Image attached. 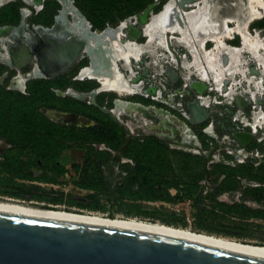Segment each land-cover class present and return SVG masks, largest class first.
Listing matches in <instances>:
<instances>
[{
	"label": "water",
	"instance_id": "1",
	"mask_svg": "<svg viewBox=\"0 0 264 264\" xmlns=\"http://www.w3.org/2000/svg\"><path fill=\"white\" fill-rule=\"evenodd\" d=\"M44 1L46 0L39 1V10L42 9ZM68 1L73 4V1ZM160 1L154 0L141 13L123 20L118 26L114 27L120 28L123 26L121 43L139 45L147 43L148 38L144 30L149 24L151 17L154 16L153 11ZM21 2L26 9H30L31 15L39 12V10L30 8L23 0ZM202 4H204V0H174L170 17L180 19L184 13ZM73 6L88 25L91 35L113 29L107 27L102 31H93L83 14L74 4ZM164 9L165 4L155 15H158ZM59 12L60 10L57 11V14ZM57 14L53 18L52 25L44 27L27 23L28 18L25 19L23 17L21 9L20 21L17 26L0 27V39L12 40L15 44L14 36L16 35H24L27 32L31 37L25 44H21L19 48H9L11 64H4L8 68L13 67L17 70H21L31 64L36 65L40 75L36 77L29 76L25 82L32 79H54L68 71L78 60L87 59V67L91 65L90 55L85 51L88 46L87 39H77L75 34L68 32L66 38H69L71 42L68 40L59 41L58 39L56 41L50 39V36L44 37V35L39 33V28L49 30L55 27ZM169 23L173 24L172 21ZM215 32L217 33L219 30ZM192 33L196 36L197 40L195 42L198 43L197 45H199V40L210 36L206 35V31L201 30L199 25L196 29H193ZM166 36L164 35V37ZM142 39L143 42L139 43ZM210 42L212 49L217 52L216 47L219 41L210 40ZM15 47H17V44ZM107 52L110 54L109 50L103 51L101 48L94 51L93 55L98 57L102 68L106 67L104 69L108 71L107 75L110 77L112 65L106 54ZM166 52L175 56V51L172 50V47ZM148 53L143 52L137 59L132 58L129 68H125L124 62H118L117 71L128 79L130 85L140 87L139 93L124 96L145 98L142 94H149L151 97L156 96L152 101L157 103L160 95L157 93L159 88L154 83L157 82L156 79L166 80V83L170 86L169 88L176 86L177 83H185L186 88L179 92V94L184 93L185 95L184 110L187 112V118L181 120L183 123H181V133L186 131L190 136H194L192 128H202L214 121L216 114L211 111L209 106L213 105V107L219 108L220 104H217L219 101H226L231 104L235 114H245L247 110H250V115L259 111L264 113V73L262 71L263 68L256 59L252 58L245 64L249 72L242 71L241 73L228 75L223 72L227 56L221 52L219 53L222 59L221 65L217 66L216 70L208 71L204 76H201L202 74L192 73L190 68H186L182 62L177 65L172 61L170 54L165 53L164 56L159 57V62L162 65L161 72H150L146 77L149 80L144 82L141 80L139 71L145 73V66L147 65L145 59L147 57L150 62L153 61V58ZM262 54L264 55V51H262ZM130 74L132 75L131 78H129ZM151 81L152 83H150ZM96 82L99 84L98 89L89 93H76L78 96L75 94L70 96L77 101H85L89 98L95 107L118 125H120L119 116L115 115L113 110L117 104L127 103L136 106V112H128L122 116H126L129 119L139 118L142 120L144 118L147 121L159 118L161 124L172 127V119L168 121L165 118L169 115V112L162 108L146 107L140 103L121 99L113 101L111 109L100 107L96 104L95 98L98 93L104 91H101L100 83ZM258 82L260 85L262 84V89L258 90L255 87ZM144 83L148 84V87L147 90L141 93L142 87L145 86ZM149 83L155 85L149 86ZM163 88L164 86L161 89L166 92ZM175 90L173 89L174 93ZM117 96L123 95L117 94ZM170 130L173 135H179L177 129L171 128ZM230 132L233 139L244 150H247V147L255 137L251 131L232 129ZM130 140L131 137H128L127 143ZM165 140L167 141V138ZM169 140H172V138ZM181 144H184V142L182 141ZM215 150L216 148L208 153L205 157V163L211 159ZM0 264H264V259L232 254L188 242L143 233L0 214Z\"/></svg>",
	"mask_w": 264,
	"mask_h": 264
},
{
	"label": "rangeland",
	"instance_id": "2",
	"mask_svg": "<svg viewBox=\"0 0 264 264\" xmlns=\"http://www.w3.org/2000/svg\"><path fill=\"white\" fill-rule=\"evenodd\" d=\"M46 0L43 2V7L41 10L39 7V12L35 15L29 16L27 23L34 25L38 24V17L42 15L46 6L48 5V9H52V5L47 4ZM52 1V0H50ZM54 1V0H53ZM166 0H161L157 7L154 9L153 14H157L162 5ZM209 1V0H208ZM244 3H241L236 0H218L216 2H212V9L210 12H214L216 9L213 8L214 5L218 7V10L214 13L219 19L217 25L220 30L221 35H237L233 34V28L237 24H243V15L247 14L249 16L253 12H259L261 17L257 19H252L249 21L248 25V35L256 37L258 40L262 41L261 47L264 46V0H241ZM7 2V3H6ZM2 7L14 4L18 2L21 5V9H26L21 0H6ZM58 7L59 4L54 1ZM168 0L166 1V3ZM165 3V4H166ZM244 6V11L242 6ZM160 7L159 10L157 8ZM209 6V5H208ZM20 9V10H21ZM36 10V9H35ZM206 15L200 18L193 20L196 23L195 26H201L204 24L207 19ZM224 18V19H223ZM226 18V19H225ZM212 21H216L213 18H208ZM207 19V20H208ZM45 20V19H44ZM20 21V15H19ZM229 21V22H228ZM233 21V22H230ZM122 22V21H121ZM120 22V23H121ZM217 22V21H216ZM236 22V23H235ZM118 23L116 26H118ZM228 23V24H227ZM261 23V24H260ZM90 24V23H89ZM256 24L263 25L262 27H257ZM17 26V25H15ZM44 26V25H42ZM112 25H108L107 27H111L114 29ZM106 27V28H107ZM190 35H194L189 27ZM186 27V28H187ZM211 27V25H210ZM207 29L210 30L211 28ZM200 28V27H199ZM202 29V28H201ZM98 31V30H96ZM211 32V31H208ZM169 35H178L168 33ZM166 34V35H168ZM180 36V35H179ZM178 36V38H179ZM167 40V37H166ZM176 40V39H175ZM236 45L238 48L242 47L240 45V38H236L234 42H237ZM143 39L139 41L142 43ZM168 42V40H167ZM172 45H176L174 40L170 41ZM177 43V42H176ZM210 44V45H209ZM235 46V44H234ZM212 48V44L208 43L206 45V49ZM260 48V47H259ZM246 50V49H245ZM263 51V50H262ZM261 51V53H262ZM247 52V51H245ZM252 52V51H251ZM250 54V53H249ZM251 55V54H250ZM248 57V60H252V55ZM264 56V55H263ZM190 60V59H189ZM86 60H78L73 69L68 73V76L64 77L62 83L60 85H65L66 88H56L61 92L67 90V88H72L77 92H84L87 88L86 82L73 81L72 76L73 73L77 74V72L86 67ZM30 67V66H29ZM7 70V68L0 63V89L4 90L7 87H11V79L16 76V73L12 75H7L3 77V72ZM28 72V71H27ZM44 81L41 79H33V81ZM31 82V81H29ZM28 82V83H29ZM58 82V81H57ZM93 84H89L91 86ZM262 86V84H261ZM261 89V88H260ZM12 92L20 93L15 90H10ZM22 94V93H20ZM109 97L110 99H121L132 101L136 103L146 104L142 97L136 96H120L118 97L116 93L109 92L105 94H100L97 97L99 101H103L104 98ZM131 97V98H130ZM61 101L72 100L76 101L71 97L66 98H58ZM77 102V101H76ZM83 104H86L83 102ZM87 105V104H86ZM112 106L111 104L108 105ZM112 108V107H111ZM43 113L46 111L59 112L57 110L52 109H42ZM173 112V111H172ZM250 110L245 111L246 116L250 115ZM171 114V113H170ZM235 114V113H234ZM44 115V114H43ZM55 116V115H54ZM59 116V115H58ZM46 117V116H45ZM56 117V116H55ZM83 117V116H81ZM86 123H80L78 121H66L64 119L60 121L51 120L50 117H46V121L64 126L66 128L71 129H87V127H92L95 124L93 121L83 117ZM138 121V119H137ZM89 123V125L87 124ZM125 122V120H124ZM139 122V121H138ZM157 121L154 120V123ZM137 125L133 123V127ZM156 125H159L156 123ZM138 126V125H137ZM147 126H141L139 133H144L146 135L157 134L158 131L148 130ZM246 130L249 131L247 127ZM194 136L197 139V142L204 148V150H209V145H207V149L202 145V141L205 140V136L202 134L201 128H192ZM6 141V142H5ZM176 141H181V136L176 137ZM0 198L6 200H14L18 202H23L25 204L41 206L45 208H49L52 210H62L66 212H71L73 214L76 213H91L92 215L101 216L103 218H109L112 216L113 219L118 220H136L145 223H153L165 225L168 227L188 230L193 233L204 234L208 236L218 237L233 240L242 244L251 245V246H263L264 247V221L263 220H249L241 223V236L240 238L234 237H224L222 235H216L211 232L213 231H221V232H229L234 230L235 225L232 224V221L229 220L228 215L222 216L220 212L217 211L218 207L216 203H224L228 206L233 204L243 205L247 208L264 211V198L261 202L253 201L249 193L248 189L257 188L259 185L256 181L251 180L250 178H241L237 179V189L236 190H227L225 187V183L221 180V176H219L218 172H215L213 169H210V175L207 176L205 173H202L201 162L203 161V155L197 156L189 152H185L183 150H175L170 153V160L174 167V173L178 180L183 183H189L193 185L195 181H202L205 178V183L199 185L198 188L202 189V194L200 197H197V193L192 194L190 198L186 196L184 191L178 194V197L169 203L165 202H129V201H120L117 196L102 194L95 191H89L79 188L78 181L81 178L87 177L85 172V167L82 162L84 151L81 149H64L68 145L66 144H58L57 146H51L50 148V161L36 159L34 162L30 161V151H26L22 154L21 161L25 164V169L23 172L19 174H11L5 172V163L7 160V156H5L6 145L8 141L6 138H0ZM248 152L255 153L257 152V156H253L252 158H248L247 161L253 162V167L257 168L262 166L264 168V126L262 129L258 130L255 134L254 140L247 147ZM221 157L225 159V153L221 152ZM118 160V159H117ZM228 160H233L231 157ZM234 161V160H233ZM246 161V163H247ZM121 164V163H120ZM119 164V165H120ZM59 169L62 172H59ZM118 173L117 167L114 168L113 177ZM112 177V179H113ZM213 185L211 184V182ZM9 189H12V193L16 195L15 197H8L2 195V193H6ZM163 186H161V190L163 191ZM203 192H206L205 194ZM174 195L175 192L173 191ZM93 207L94 209H91Z\"/></svg>",
	"mask_w": 264,
	"mask_h": 264
},
{
	"label": "trees",
	"instance_id": "3",
	"mask_svg": "<svg viewBox=\"0 0 264 264\" xmlns=\"http://www.w3.org/2000/svg\"><path fill=\"white\" fill-rule=\"evenodd\" d=\"M71 1L90 23L93 31H102L108 25L116 26L121 21L141 13L154 0ZM47 4H51L52 9L49 10L47 5L37 22L44 27L52 25L53 18L58 11L54 1H47ZM20 9L21 5L18 2L2 7L0 9V27L18 25ZM260 24H256V26L262 27L263 25ZM236 43L238 41L233 42V45L237 46ZM53 88H65V85H60L55 81L38 80L27 84L26 94L0 89V138H6L8 144L12 145L5 151V156H7L5 172L20 175L25 169V164L21 158L26 151L31 152L29 160L32 162L36 159L50 161V148L45 147L57 146L60 143L106 142L122 144L125 142L121 127L108 121L95 108L79 107L77 102L72 100L61 101L51 91ZM99 103L102 105V102L99 101ZM52 108L68 111L74 109L75 112L89 116L98 122L99 126L85 130H71L64 126L51 124L41 116L40 110ZM202 145L205 148L208 147L206 138L202 141ZM124 157L131 159L133 166H122L121 171H124L126 175L122 177L120 186H114L107 177H104L100 164V162L105 161L106 157L93 151L86 152L84 174L87 177L79 180V188L114 195L122 202L169 203L177 198L182 191L189 198L194 193L200 197L201 193L198 191L197 180L191 185L176 178L170 160V151L164 142L158 138L144 136L133 139L130 142V147L124 152ZM250 162L247 161V163L234 168L216 165L213 169L218 172L219 176H224L223 182L227 190L237 189V179L250 178L256 181L259 186L248 189L247 192L253 201L261 202L264 198V168L262 166L254 168L253 162ZM202 173L204 172L202 171ZM161 186L164 188L163 191ZM172 189L176 191L175 195L170 194L169 191ZM12 192V189H9L2 195L15 197L16 195ZM216 204L217 211L222 216L228 215L235 228L229 232L213 231L211 232L213 234L240 238L241 223L249 220L264 221V211L250 209L238 204L231 206L224 203ZM91 209L94 208L91 207ZM109 218L112 219L113 217L109 216Z\"/></svg>",
	"mask_w": 264,
	"mask_h": 264
},
{
	"label": "flooded vegetation",
	"instance_id": "4",
	"mask_svg": "<svg viewBox=\"0 0 264 264\" xmlns=\"http://www.w3.org/2000/svg\"><path fill=\"white\" fill-rule=\"evenodd\" d=\"M26 1H29V0H26ZM166 1L164 2V4L166 3ZM216 1H218V0H209L207 3H208V5L209 4L212 5V2H216ZM236 1H238V4H239V1L241 3H244V1H241V0H236ZM0 2H1V0H0ZM167 5H168V3H167ZM167 5H166V7H167ZM242 9L244 11H246V9H244V6H242ZM197 10H198V8L195 9L194 11H191L192 15L196 14V11ZM206 10H209V8L208 9L206 8ZM209 15L210 16H208V18H213V16H212V14H211L210 11H209ZM243 16H244L243 19H245L246 18V15H243ZM195 18L197 19V17H195ZM199 18L200 17H198V19ZM163 19L157 20L156 17H152L150 24L146 27V30H145V34L147 35V38H148L147 46H145V47L144 46L137 45V44H125V45L118 44V42L115 39L121 38L122 37L121 36L122 33H120V35H109V36H106V38H104V39H105V41H108L109 43H111V46L115 49V53L117 54L116 55L117 58L120 59L122 62L125 63L124 64L125 68H129L130 62L128 63L127 60H130V58L137 59L139 55H141L143 52L147 51L150 48V45H159L163 49H166V45L168 47L167 40L164 37H161V35H163V33H161V31H160V29H158V27L155 28L156 23L157 22L160 23V21H163ZM196 19H194V20H196ZM217 21H219V19ZM182 28L183 29H181L180 27L172 28V29L178 31L180 33V35H181V36H179L178 42H180L181 44H184L185 43L186 46H187V48L193 50V52L199 51L201 49L202 45H199L198 47H196V50H194V48L192 47V39L191 38H190L191 39V42H189L190 41V39H189V41L187 43V40H188L187 37H190L189 36L190 33H189L188 28H184V27H182ZM113 30H115V29H113ZM239 36H241V38H242V44H241L242 47H240V48H234L231 51H234V52L238 53L241 50H245V49L246 50H249V51H251V50H258V48L261 47V45H262V41L258 40L256 37H253L251 35L246 34V35H239ZM19 37H20V35H16V36H14V39L15 40H19ZM212 37L215 38L216 36L214 37L212 35ZM30 38L31 37L29 35V38L28 39H30ZM220 38H221V35H219V44L220 45H223V43L220 41ZM246 38H248V42L250 41V43L245 42V39ZM25 39H26V37L23 38V41H22V43H24V44L26 43V40ZM1 40H4V39H1ZM175 42H176V40H175ZM15 45L16 44L13 41H10V40H8L7 42H4V41H1L0 42V63H3V65L4 64H7V65H10L11 64L10 63V57H9V54H8V49L11 48V47H15ZM147 58L145 59V61H147V63H149V64H147L148 66L147 65L145 66V68H146L145 69V73L143 71H139V75L141 77V80L144 81V82H146V80L147 81L149 80L148 78L146 79L147 74H150V72L155 73L156 71H158L160 73L161 72L160 69L162 67V65L159 62L160 61L159 58H156L155 59L156 61L158 60L157 61V64H155V65L152 62H150ZM85 60H86V64H88L87 59H85ZM181 62L183 64H185L184 61H179V64ZM76 63H74L69 68L68 71H66L65 73H63L62 75H60V76H58V77H56L54 79H49V80L41 79V80H44V81H55V82L58 81L57 82L58 84L59 83H62L64 77L68 76V73L73 69V67L75 66ZM29 66H27V67H25V68H23L21 70H17V69H15L13 67L12 68H8V67L5 66L7 68V70H5L3 72V77H6L7 75L8 76L9 75H12L13 73H16V76L15 77H12V79H11V84H12L11 87H9V88L7 87V89H5V90H7V91L15 90V91H18V92H20L22 94H26V86H27L28 82L29 81H33V79H32V80H29V81L25 82L26 79L29 76H31V77L35 76L36 77V76H39L40 75V71L38 70V68L36 67V65L31 64ZM87 66L81 68L77 72V74H74L73 73L72 80L73 81L86 82V83L93 84V85L89 86V84H87V88H86V90L84 92H77V91H74L72 88H67V90H65L64 92H61L60 90L53 88V89H51V91L55 94V96L57 98H66V97H71L70 95H74L75 93H89V92H91V91L96 90V89L99 88V84L96 82L97 79L102 84L103 91H104V92L98 93L97 96L100 95V94H105V93H109V92L117 93L119 95H128L129 93L132 94L131 92H136V91H139L140 92V87L139 86L132 85V87H131L129 85L130 83L127 84V81H125V79L121 76V74L119 72H116L115 79L109 80L107 78H101V77H99V75H96L94 73L93 69H85V70H82L84 68H87ZM82 72H84V74L81 76ZM132 75H133V73H132ZM88 79H90V80H88ZM91 80H93V81H91ZM156 80H157V82H161V83L154 82V83L157 84L159 90L161 89V87L164 86L163 89H165L166 92H164V90L161 89L160 90L161 91V94L158 97V102L155 103V102L152 101V98L153 97H151L149 94H145L144 95L143 91L147 90V87H148L144 83L145 86L142 87L141 93H143L142 95L145 97V98H142V99L145 101L146 104H142V105L143 106H146V107H158V108H161V107L167 108L168 107V108H170L171 109L172 122H173L172 123V127H170V129L171 128H175V129L178 130V132H180V130L182 128L181 127V123H182L181 122V110L182 109L183 110L185 109V101H184L185 100V95H184V93L179 94V92L182 91L181 84L180 83H177L176 86L169 88L170 86L166 83V80H162V79H156ZM96 84H97V86H96ZM172 88L173 89H176L175 90V93L173 92V89ZM139 92H136V93H139ZM116 99H117V97H115V99H110L109 97L106 96L104 98V103H105L104 106H103V101H100V102H102V105H101L99 103V100L97 99V97L95 98V102L100 107H104L106 109H111L112 106L109 107L108 105L109 104L112 105V102L115 101ZM83 102H85L87 105L86 104H83ZM134 103H136V102H134ZM77 104H78L77 106H79V107L80 106H86L87 108H91V107L92 108H95L102 115H104L108 121H111L107 115H105L104 113H102L97 107H95L92 104V102L90 101L89 98L86 99L85 101H77ZM59 107H61V106H59ZM120 108H123L122 105H120L117 108L118 110H116V114L123 113V110L120 109ZM52 110H57L59 112L46 111V113H43V111L40 110L41 116L45 120H47L46 117L47 118L50 117L51 120H54V121L63 120V122H65V120L66 121H72L73 120V117L72 116H69V115H73V116H76L77 118L83 119V120H75V121H78L80 123H86L85 119L83 118V117H85V118L93 121V123L95 124L94 126H99V123L98 122H96L92 118H89V116H84V115H81V114L75 112L74 109L68 111V110H61V109H57V108H52ZM232 113H234L233 110H232ZM122 115L123 114L118 115L119 116L118 119L120 121V125H118V124H116V123H114L112 121L111 122L114 123V124H116V125H118L119 127H121V129H122V131L124 133V138H125V142L124 143H122V144H112V143H106V142H100V143H98V142L86 143L85 142V143H82V144H72V143H68V145L66 147H64V149H81V150H83L84 153H83L82 162H83L84 167H85L84 156H85V153L86 152L93 151L94 153H96L98 155L101 153L102 156L106 157L105 161L100 162L101 167H102V171L104 173V177H107L108 180H110L112 182V185H114V186H120L121 185V179H122V177H124L126 175V173L124 171H121L122 166H125V165L133 166V161L131 159L127 158V157H124V152H126L127 149L130 147V142L133 139L139 138V137H144V136H154V137L158 138L159 140L163 141L164 144L167 146L168 150L170 151V153L172 151H175V150H183L185 152H189V153H192V154L197 155V156H202L203 155L204 157H203V161L201 162V167H202V171L207 176L210 175V169L212 170L213 167L216 166V165L225 166V167H229V168H234V167H236L238 165L245 164L246 161H247L246 160L242 164H239V163H236L233 160L232 161L231 160H228L227 158L223 159L221 157V155H223V154H221V151L218 152V149H216L215 152L213 153V155L211 156V159L207 163H205V157L208 155V153L211 150L215 149L214 147H212V148L210 147L209 150H206L205 151L204 148H202V146L199 144V142L190 143L191 140H192V137L190 136V134L188 132L187 133L184 132V134H183L184 144H181V141L180 142L176 141L177 135H173V133L171 132V130H169V132H167L168 135L165 134V133L159 132V131H162V130H166L167 129V125H163L161 123H159V125H157V127H152V126L149 127L148 126V128L151 131L152 130L158 131L159 133H157V134H153L152 133L150 135H146L144 133H139V130H138V129H140L139 126L140 125H146V124H144L143 121H139L137 123L138 126L136 125L135 127H133V123H135L134 122L135 119H133V118L129 119L126 116H122ZM81 116H83V117H81ZM57 118H64L65 120L64 119H57ZM262 118H263L262 113H259L257 115V119L260 120ZM124 120H125V122H124ZM72 122H74V121H72ZM65 123H70V122H65ZM87 124L89 125L88 122H87ZM94 126H92V127H94ZM88 128H91V127H87V129ZM68 129H71V128H68ZM73 130H81V129H73ZM83 130H85V129H83ZM128 137H131V140H130L129 143H127ZM165 138H167V141L165 140ZM168 138L169 139L172 138V140H169ZM190 145H192V146H190ZM11 147H12V145H10V144H7L6 145V148L7 149H9ZM45 148H48V147H45ZM215 155L218 157L217 159L214 158ZM115 167H117L118 173H117L116 176L113 177L114 168ZM60 171L61 170L59 169V172ZM112 177H113V179H112ZM223 179H224V176H221V180H223ZM206 180H205V178L202 181L199 180L197 182V186L204 184ZM210 182L213 185L212 181H210ZM84 190H86V189H84ZM201 190L202 189H200V187H199L198 188V191H199V193L202 194V191ZM89 191H93V190H89ZM173 191L176 194V191L172 189V190L169 191L171 195H173L172 194ZM203 193L205 194L206 192H203ZM147 203H149V202H147ZM39 207H41V206H39ZM42 208L48 209L49 211L51 210V211H56V212L71 213V212H66V211H62V210H52V209L45 208V207H42ZM76 214H81V213H76ZM83 214H85V213H83ZM87 214H91V213H87ZM150 224H153V223H150ZM260 247H263V246H260Z\"/></svg>",
	"mask_w": 264,
	"mask_h": 264
},
{
	"label": "bare ground",
	"instance_id": "5",
	"mask_svg": "<svg viewBox=\"0 0 264 264\" xmlns=\"http://www.w3.org/2000/svg\"><path fill=\"white\" fill-rule=\"evenodd\" d=\"M23 1L30 8H32L34 10L35 9L38 10L40 7L39 1L42 2V0H29V1L23 0ZM54 1H56L60 6V8H59L60 12H59V14H57V17H56V25L54 28L49 29V30H45L44 28H39V33L41 35H44V37L50 36V39H54L56 41L58 39L59 41H67L68 40L71 42V40L69 38L68 39L66 38L67 37L66 34L68 32L75 34V36H77V39H80V38L87 39L88 46L85 48L86 49L85 51L90 55L91 65L87 68L82 69V70L93 69L94 73L96 75H99V77H101V78H107L109 80L115 79L116 72H119V71H117L118 62H122V61L117 58V56H116L117 54L115 53V49L111 46V43H109L108 41H105L104 38H106V36H109V35H120V33H122V35H123V31H122L123 26H121L120 28H114L115 30L108 29L107 31H105L103 33H96L94 35H91L90 34L91 31L88 30V25L84 22V20L77 13L73 4H71L68 0H54ZM4 2H6V0H1L0 5H2ZM207 2H208V0H204V4L199 5L197 7L198 10L196 11V14L192 15V13H191V11H194L195 9H197V8H194L193 10L189 11L190 13L189 12L184 13L182 18L180 17V19H178V18L175 19V18L170 17L171 16V9H173V6H174V0H168V2H167L168 5L166 3L167 7L165 5V9L161 13H159L158 15L152 16V17H156L157 20H161L164 18L163 21H160V23H158V22L156 23L155 28L158 27V29H160L161 33H163V35H161V37H164V35H166L168 33L180 35V33L178 31L172 29L175 27H180L181 29H183L182 27L186 28L187 25H189L191 31H193V29H196V27H197V26H195L196 23H194V21H193L194 19H196L195 17L201 18L203 16V14H204V16L206 15V17L210 16L209 15L210 9L206 10V8L209 7ZM29 10L30 9H22V14H23V17L25 19L29 18V16H31ZM244 15H247V14H244ZM152 17H151V19H152ZM260 17H261V15L259 12H253L249 16H246V18L243 20V24H238L237 27L233 28V31H235V32L239 31L241 34H243V33L249 34V32H248L249 21H251L252 19L260 18ZM171 21L173 23L172 25L169 23ZM150 22H151V20H150ZM150 22H149V24H150ZM145 30H146V28H145ZM145 30H144V32H145ZM188 30H189V28H188ZM217 30H219V29L218 28H215V29L211 28V32L206 31V35H213L214 37L216 36L215 38L210 36L209 39L215 40L217 42V41H219V35H221V34H219L220 30L217 33L215 32ZM25 37H26V41H29V39H28L29 35L27 34V32L24 33V35H20L19 40L14 39L16 44H17V47H14V48H19V46L21 44H23L21 42L23 41V38H25ZM164 38L166 39V37H164ZM120 39L121 38H117L115 40L118 42V44L125 45V44L120 42ZM1 41L7 42V40H1L0 39V42ZM10 41H12V40H10ZM147 41H148V39H147ZM189 42H191V39ZM132 44H134V43H132ZM241 44H242V42H241ZM137 45H139V44H137ZM223 45H220L218 43L216 49L219 51H222V47L224 48ZM140 46L145 47V46H147V43L145 45H140ZM220 47H221V49H220ZM101 48L103 51L109 50V52H110V54L108 52L106 53L107 56L109 57V60L111 61V65H112L110 77L107 75L108 71L106 69H104L106 67L102 68L100 66V62H99L98 57L96 55H93L94 51L99 50ZM166 48H167V45H166ZM201 48H202V50L200 49L201 51L199 50V51H195V52H193V50L190 49L192 57L194 58V60L190 64L186 63L185 66L189 67V68H194L198 74H202V76H204V74H206L208 71L216 70L217 66L213 67V68L209 67V66H205V61H206L205 59L211 57L210 56L211 53L204 51L203 47H201ZM231 50L232 49H230V51ZM262 50L264 51V46L258 48V50H257L258 56L256 57V56L252 55V58L256 59L258 61L259 65L263 68L262 71L264 73V56L261 53ZM251 53H253V52H251ZM8 54H9V51H8ZM131 59L132 58H130V60H127V62L129 63L131 61ZM236 67L237 66L230 67L227 70H224L223 72H226L229 74L241 73L242 71ZM203 69L205 70V72H203ZM83 74H84V72H82L81 76ZM131 77H132V75L130 74L129 78H131ZM124 79H125V81H127V84H129L128 79H126V78H124ZM97 81H98V79H97ZM100 85L102 87L101 83H100ZM130 86L132 87V85H130ZM255 87L258 90L261 88V85L259 84V82L255 84ZM102 90H103V87L101 88V91ZM136 92H139V91H136ZM136 92H131V93L135 94ZM75 95L78 96V94H76V93H75ZM128 95H131V94L129 93ZM120 105H122V107L125 110L123 108H120L123 110V113L116 114V110H118L117 108ZM136 109H137V107L133 106L131 104L119 103V104H117V106L113 112L115 115H121V114H126L128 112L134 113V112H136ZM259 113H262V115H263V118L260 120L257 119V115ZM69 116L73 117L72 121L83 120V119L77 118L76 116H73V115H69ZM243 122L247 125V122H245V120H243ZM250 126L251 127H255V126L256 127H258V126L262 127V126H264V113L259 111L256 114H254L253 122H252V124H250ZM185 133H187V132L185 131ZM0 214L19 216V217H24V218L39 219V220H46V221H52V222L78 224V225H90V226L105 227V228H110V229H118V230H124V231L143 233V234H148V235L159 236V237L174 239V240H178V241L188 242V243H192V244H196V245H200L203 247H207V248H211V249H215V250H219V251H223V252H228V253H232V254L264 259V247L246 245V244H242V243H239V242H236L233 240H229V239L218 238V237L208 236V235L199 234V233H193V232H190L188 230L176 229V228H172V227H168V226L160 225V224H150V223H145V222L136 221V220H128V219L127 220L108 219V218H103L101 216L99 217V216L92 215V214H73V213L56 212V211H51V210L49 211L48 209H44V208L39 207V206L29 205V204H25L23 202H17L14 200H6V199H0Z\"/></svg>",
	"mask_w": 264,
	"mask_h": 264
},
{
	"label": "crops",
	"instance_id": "6",
	"mask_svg": "<svg viewBox=\"0 0 264 264\" xmlns=\"http://www.w3.org/2000/svg\"><path fill=\"white\" fill-rule=\"evenodd\" d=\"M209 7H210V9H212V6L210 4H209ZM213 7L216 9L215 11L218 10V7H216V5H214ZM215 11L212 12L211 14L213 16V19L217 21L218 18L214 14V13H216ZM207 19H208V17H207ZM207 19L205 20L204 24L201 25L202 26V29L200 28L201 30H204V31H207V32L208 31H211V29L210 30L207 29L208 28L207 26L210 27V25H211L210 28H212V29L218 28V27H216L217 25H219L218 21L216 22V21H212L210 19L207 20ZM230 22H233V21H230ZM237 25L235 27H237ZM201 26H199V27H201ZM233 34H237V35H221L220 41L223 44L226 43L228 46L223 45L225 49L223 48L222 51H219L218 50L216 53L214 52V53L210 54L211 57L205 59L206 60L205 61V66H209V67H212V68L213 67H216V66L219 67L221 65V62H222V59H221L219 53L222 52V53H224L227 56V62H226L225 67L223 68V70H227L230 67L237 66L236 68L240 69L241 71H243V72H249V69H248V67L245 64H247L249 62L248 57H249L250 54L253 55V56H256V57L258 56L257 50H251L253 53H251V51H249V50H241L238 53H236L234 51H230V49L238 48L237 46H234L233 45V42L235 41V39L236 38H240V43H241L242 42V38L239 35H246L245 33L241 34L239 31H237V32L233 31ZM178 36L179 35H176V36H174V35H167L166 36L167 37V40H168V47L166 49L161 48V46H159V45H150V48L148 49L149 51L148 50L145 51L147 53L150 52L148 54H149V56L151 58H153L152 63L154 65L157 64V61H158V60L156 61L155 59L156 58H159L160 56H164L165 53H169V52H166V51H169V48H171V47H172V49L179 51L178 58H181L182 59L185 56L186 57V60H188V58L190 59V56H192L191 53H190V49L187 48V46H186L185 43L184 44H181L180 42H178V39H179V38H177ZM189 36L190 37H187L188 38L187 43H188L189 39L191 38L192 39V47L194 48V50H196V47H198L199 45H202V47H203L204 43H209L210 40H211V39H209V37L212 36V35L207 36L206 38H204L205 40L204 39L203 40H199V45H197L198 43L195 42L197 40L195 35H192V36L189 35ZM174 38L176 39V42L177 43L175 42V39ZM173 39H174V42H175L176 45H172L170 43V41H172ZM262 40H264V39H262ZM245 42L250 43V41L248 42V38L245 39ZM220 49H221V47H220ZM201 50H202V48H201ZM245 51H247V52H245ZM174 61H175V59H174ZM186 63H189L190 64L192 62H190L188 60V61L185 62V65H186ZM186 68H189V67H186ZM192 72L193 73H197L194 68H193V71ZM203 72H205L204 69H203ZM227 74L229 75V73H227ZM218 107H220V108H216L215 109L216 110V113H215L216 115H215V118H214V124H213V130H212L213 136L219 138V137H221L223 135H227V134L228 135H231V132L230 131L232 129L238 130V131H248V130H246V128L248 127V125H246L244 122H243L244 125H242L241 123H239L237 121L236 122H233L232 121L233 118L235 117V115H234L235 110L233 109V107H232L231 104H226V103L223 104L222 103ZM161 108H163L164 110L170 111V113H171V109L170 108H168V107L167 108L161 107ZM232 110H233L234 113H232ZM217 112H218V114H217ZM165 118L169 121L170 118H171V115L166 116ZM138 121H143L144 124H145V122L147 120H145L144 118L142 120H140L138 118ZM138 121H137V119H135L134 122L135 123L136 122L138 123ZM156 121H157L156 123H158V124L160 123L159 122V118H157ZM156 123H154V120H149V122L146 125H140L139 127H141V126L157 127ZM250 124H252V123H250ZM262 127H258V128L262 129ZM252 128H254V127H252ZM166 130H162V131H159V132H162V133L167 134V132H169V130H170V126L167 125V129ZM249 131H250V129H249ZM203 135L206 137L207 140H209L210 142L213 143L214 148L218 149V146H219L218 144L219 143H218V141H215L214 140L215 137L209 138L205 134H203ZM179 136H181V135H179ZM182 137H181V142L183 141V138ZM190 143H194V142L191 141ZM225 157L227 159H229L231 157L234 160V157L233 156H229V155H226L225 154Z\"/></svg>",
	"mask_w": 264,
	"mask_h": 264
},
{
	"label": "built area",
	"instance_id": "7",
	"mask_svg": "<svg viewBox=\"0 0 264 264\" xmlns=\"http://www.w3.org/2000/svg\"><path fill=\"white\" fill-rule=\"evenodd\" d=\"M209 43H211V42H209ZM206 45H208V43H204V45H203V50L204 51H206V52H209V53H214V52H216V51H214L212 48H210V49H206ZM210 45V44H209ZM224 45H226V46H228L226 43H224ZM173 51H175L174 52V54H175V56L172 54V53H170V56H171V59H172V61L174 62V63H176L177 65L179 64V61H184V62H186V61H188L189 60V58H188V60H186V57L184 56L182 59L181 58H178V55H179V51H177V50H174V49H172ZM165 55V54H164ZM174 59H175V61H174ZM193 60H194V58L191 56L190 57V62H193ZM147 64H149V63H147ZM190 70H191V72L193 71V68H190ZM156 73V72H155ZM193 73V72H192ZM194 74H198V73H194ZM200 75V74H199ZM205 75V74H204ZM202 76V75H201ZM152 83V82H151ZM147 86H148V84H146ZM151 85H155V84H150L149 83V86H151ZM181 87H182V89L183 88H186V84L185 83H183V84H181ZM157 93H158V95H160V90L159 89H157ZM156 98V96H154L152 99H155ZM224 104V103H226V104H229L228 102H222V101H219V102H217V104ZM209 108L211 109V111L213 112V113H216V108L215 107H213V105H210L209 106ZM169 112V115H171L170 114V111H168ZM217 114H218V112H217ZM168 115V116H169ZM235 115V117L233 118V122H239V123H241L242 125H244L243 124V120H245V122H247V125H248V128L250 129V131L255 135L257 132H258V130H260V128H258V127H260V126H258V127H254V128H252L251 126H250V123H252L253 122V117H254V114H252V116L250 117V116H246V114H234ZM183 118H187V112L185 111V110H181V120L183 119ZM170 119H172V116H171V118ZM149 121H146L145 122V124H147ZM183 124V123H182ZM213 124H214V121H212V122H210V123H208L207 125H205L204 127H202L201 128V131H202V133L203 134H205L206 136H208L209 138H212V137H215V136H213V132H212V130H213ZM183 134H184V132L183 133H181V130H180V132H179V135H181V137L183 136ZM178 136V135H177ZM192 137V142H197V139H196V137L195 136H191ZM183 138V137H182ZM214 140L215 141H218V152L219 151H221V152H224L226 155H229V156H233L234 157V161L236 162V163H239V164H242L243 162H245L246 160H248V158H252L253 156H257L258 155V153L257 152H255V153H252V152H248L247 150H244L243 148H241L240 146H239V144H237L234 140H233V138H232V136L231 135H223V136H221V137H219V138H217V137H215L214 138ZM207 144L209 145V148L211 147H214L213 146V143L212 142H210L209 140H207ZM217 153V152H216ZM214 158L215 159H217L218 157L215 155L214 156Z\"/></svg>",
	"mask_w": 264,
	"mask_h": 264
}]
</instances>
